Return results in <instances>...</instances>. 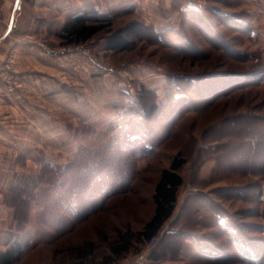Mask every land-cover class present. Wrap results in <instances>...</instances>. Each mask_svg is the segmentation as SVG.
<instances>
[{"label":"rangeland","instance_id":"obj_1","mask_svg":"<svg viewBox=\"0 0 264 264\" xmlns=\"http://www.w3.org/2000/svg\"><path fill=\"white\" fill-rule=\"evenodd\" d=\"M7 1L11 8L13 0ZM177 5L192 9L191 14L178 13L172 28L185 38L181 47L158 43L153 36L149 39L151 35L142 28L131 35L136 46L121 52L105 49L104 33L76 47L62 45L61 30L50 41V74L42 83L34 79L32 84L33 139L40 142L42 137L43 145L33 147L27 170L11 176L2 194L12 209V220L8 226V214L2 212L1 230L8 233L0 240L5 247L0 252L7 249L14 220V209L6 198L10 187L21 178L38 181L29 223L14 236L26 243L23 256L14 264H106L111 243L128 229L141 231L154 215L153 195L160 172L170 167L179 152L187 163L180 171L184 185L178 191L177 221L167 223L161 234L186 235L179 258L153 262L150 255L159 243L150 252L145 243H136L125 256L108 264H250L239 258L242 248L237 241L244 239L261 256L258 264H264V172L244 174L238 165H229L232 149L243 153L260 133H252L256 126H251L239 138L216 136L221 126L236 132L244 117L264 118V0H178ZM130 9L114 10L122 12L112 18L115 29L145 21ZM60 56L63 61L57 63L55 58ZM17 73L6 76L13 91L23 87ZM41 86L43 99L47 98L42 108L37 100ZM151 101L159 103L149 124L159 143L137 161L135 177L124 181L128 187L107 197L103 208L86 220L68 223L69 212L57 202L63 190L57 187L66 189L70 182L62 183L60 174L72 172L68 167L81 152L111 153L133 111L139 106L147 110ZM40 119L45 123L43 130L37 125ZM145 143L140 140L138 146ZM46 165L54 168L51 176ZM250 166L255 167L254 163ZM42 172L56 182L47 181L48 177L40 180ZM212 205L220 208L229 229L218 226L207 211ZM90 243L95 246L84 258L80 254ZM206 248L211 251L205 253Z\"/></svg>","mask_w":264,"mask_h":264},{"label":"trees","instance_id":"obj_2","mask_svg":"<svg viewBox=\"0 0 264 264\" xmlns=\"http://www.w3.org/2000/svg\"><path fill=\"white\" fill-rule=\"evenodd\" d=\"M177 6V9L183 15L191 14L192 9H182L183 6ZM129 11L133 12L131 9ZM122 12L112 11L111 13H102L96 5H88L83 10L68 17L65 25L58 33V37L62 40L63 46L76 47L87 43L98 34L104 33L107 35L104 44L105 49L115 52L133 49L137 41L131 38V35L137 33L139 28L147 31L149 35H151L149 39L153 36V38H155L154 41L158 43L164 42L168 45L181 47L182 43L185 41V38L181 37V33L175 29L160 31L153 25L147 24L144 21L132 22L124 28L115 29L112 25V18L114 15L118 13L121 14ZM185 95L186 94L183 96ZM179 98H181V96ZM191 100L192 99L189 98V101ZM142 108L143 109L139 106L137 110L133 111V117L123 126V136L120 137L115 145H112L114 149L111 153L106 151L103 153H91L87 150L81 152L76 162L68 167L73 169L72 172L67 175H64V173L60 174L64 178L62 183L65 182L64 180L70 182V185L66 187V189L57 187V190H63L57 197V202H59V205L64 210L69 212V218H66L68 223L72 221L79 223L86 220L89 216L103 208V202L107 197L121 193L125 187H128V184L125 185L124 181L128 183L129 179L131 180L135 177L137 173V161L148 155L149 149H153V144L159 143H156L158 139L152 127L149 126L152 122L151 118L159 109V103L153 101L147 110H145L144 107ZM141 110H144V114ZM139 120L141 123L138 122ZM261 120L264 121V118L247 116L243 118L236 132L227 129V126H221L216 133V136L220 138L226 137V135H236L239 138V136L242 135L241 132H244L246 128L256 126L252 133L259 132V139L252 140L251 144L249 143L251 147H247L249 149L243 151V153H241L242 151H238L240 148H235V150L232 149L229 153V165H238L241 167H238L239 170L244 174H262L264 172V159L262 158L264 156V123H259ZM132 125L136 126L134 127L135 129L129 130L133 128L131 127ZM143 131L145 136H141ZM140 140H144L146 142L145 145L138 146ZM244 142L248 144L247 141ZM122 147L124 148L123 150ZM258 148H260V153L257 152ZM81 151L83 150L81 149ZM103 154L105 157H101ZM234 156L237 158L232 163ZM186 163L187 159L179 152L174 157L170 167L161 170L153 195L155 202L154 215L141 231L133 232L131 229H128L120 234L117 241L111 243V255L106 257V264L113 261L114 258L120 259L122 256H125L132 250L134 244H144L153 237L161 236L165 225L174 216L178 202V191L184 185V179L180 171ZM253 163L255 167L250 166ZM256 164H258V166ZM46 167V171L50 176L55 173L54 168H51L50 165H46ZM232 168L230 167V169ZM47 173L41 174L39 179L42 180L47 178ZM47 179V181L50 182L54 180L49 177ZM54 182H56V180H54ZM37 189L38 181H35V178H21L12 184L6 195L8 205L14 209V220L11 225L9 237L6 240L7 249L0 252V264H14L23 256L26 243L23 238L20 239L14 236L16 232H24L29 223L32 196L33 192ZM217 208V205L208 206L207 211L215 217L218 226L224 230L229 229V227H226V223L223 220V214H220V208ZM178 218H180V216ZM176 221H174V223ZM28 234L29 233H24V235ZM161 237L158 247L154 249L150 255L151 260L157 262L162 259L179 258L186 240V235H184L183 232L178 233L170 231ZM237 242V246L242 248L239 258L250 264H258L259 260H261V256L257 255L253 249H250L252 245L251 241L244 239L240 241L241 243H239V241ZM94 246V243H90L89 248L87 250L84 249V253L80 255L87 258L88 255L92 253V248ZM258 249L261 250L262 247ZM262 250L264 251V248ZM210 251L211 249L209 248L204 250L205 253ZM83 260L84 259H82V261ZM220 260L225 262L222 258Z\"/></svg>","mask_w":264,"mask_h":264},{"label":"crops","instance_id":"obj_3","mask_svg":"<svg viewBox=\"0 0 264 264\" xmlns=\"http://www.w3.org/2000/svg\"><path fill=\"white\" fill-rule=\"evenodd\" d=\"M7 3V0H0V240L8 233V230L4 233L1 230L2 212L8 214V226L12 220V209L4 203L2 194L10 186L11 176L15 177L21 169L27 170L26 164L32 161L36 150L33 147L43 145L42 137L40 142L33 139V80L40 79L41 83L47 80L49 61L53 58L50 41L56 39L55 34L63 28L68 17L92 4L104 13L124 11L131 6L144 22L164 31L176 25L180 13L178 0H13L11 8ZM60 57L55 58L57 63L58 60L63 61ZM16 71L23 87L13 91L7 85L6 76ZM39 92L37 100L42 108L47 98L43 99L42 86ZM43 124V119H40L37 123L40 130H43ZM207 176L202 175V179ZM180 214L178 211L177 215ZM174 218L175 215L168 224L173 223ZM1 245L0 251L5 249Z\"/></svg>","mask_w":264,"mask_h":264},{"label":"built area","instance_id":"obj_4","mask_svg":"<svg viewBox=\"0 0 264 264\" xmlns=\"http://www.w3.org/2000/svg\"><path fill=\"white\" fill-rule=\"evenodd\" d=\"M160 239H161V236H156V237H153L152 239L146 241L145 242V250L150 252L159 243Z\"/></svg>","mask_w":264,"mask_h":264}]
</instances>
